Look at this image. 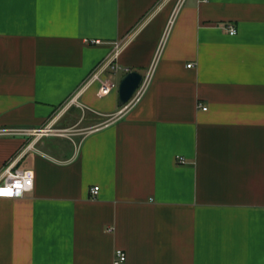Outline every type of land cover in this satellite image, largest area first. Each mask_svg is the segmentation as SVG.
Here are the masks:
<instances>
[{
    "label": "crops",
    "instance_id": "obj_1",
    "mask_svg": "<svg viewBox=\"0 0 264 264\" xmlns=\"http://www.w3.org/2000/svg\"><path fill=\"white\" fill-rule=\"evenodd\" d=\"M177 2L0 0V131L104 123L26 152L0 133V172L34 173L0 198V264H264V0ZM132 71L147 88L118 116Z\"/></svg>",
    "mask_w": 264,
    "mask_h": 264
},
{
    "label": "built area",
    "instance_id": "obj_2",
    "mask_svg": "<svg viewBox=\"0 0 264 264\" xmlns=\"http://www.w3.org/2000/svg\"><path fill=\"white\" fill-rule=\"evenodd\" d=\"M182 0H178L177 3L181 2ZM224 30L228 33L230 36H235L237 34L236 28L233 26H224ZM91 45H98V41H90ZM122 45L120 43L114 44V54L111 60L107 63V66L110 70L116 71L118 69V66L114 63ZM190 67V66H187ZM103 69L98 68L95 72H93L88 80V84L99 82L100 86L97 91V97L102 98L106 95H108L112 90L116 88V85L111 82L108 78H105L102 76ZM148 79L144 78L142 80V83L138 87V89L135 91L131 99L128 101V103L120 108L118 112V116L124 114L127 112L131 107H133L139 99L144 94L146 88H147ZM75 101V98L70 100L68 105H72ZM197 107L201 108V110L205 111L206 107L201 106L200 104L197 105ZM56 119V118H55ZM50 121L49 124L46 126L39 128V129H10V130H4L0 131V133L8 134V135H21V136H28L32 137V141L26 146L24 152L29 150L33 144V142L42 136H64L68 129H60L57 128L54 121ZM17 160H11L8 163L4 165L0 172V198H17L22 196L24 193L29 192L33 189L34 186V173L32 170L28 169H18L16 168ZM177 163L182 164L184 163L183 158H178ZM98 187L95 186L90 189V197L94 198L98 193ZM10 193V194H9ZM126 261V255L121 250H115L114 257L112 264H123Z\"/></svg>",
    "mask_w": 264,
    "mask_h": 264
},
{
    "label": "water",
    "instance_id": "obj_3",
    "mask_svg": "<svg viewBox=\"0 0 264 264\" xmlns=\"http://www.w3.org/2000/svg\"><path fill=\"white\" fill-rule=\"evenodd\" d=\"M143 76L138 72H127L121 77L117 86V104L125 106L142 83Z\"/></svg>",
    "mask_w": 264,
    "mask_h": 264
},
{
    "label": "rangeland",
    "instance_id": "obj_4",
    "mask_svg": "<svg viewBox=\"0 0 264 264\" xmlns=\"http://www.w3.org/2000/svg\"><path fill=\"white\" fill-rule=\"evenodd\" d=\"M112 80L117 84L118 83V78L116 77H112ZM118 86V84H117ZM104 123H94L92 125L90 124H81V125H78L76 128L75 127H69L68 129V132L64 135L66 138H72V139H79L82 137V135L87 132L88 130L90 129H95V128H98L100 126H102ZM57 126V125H56ZM70 135H72L70 137Z\"/></svg>",
    "mask_w": 264,
    "mask_h": 264
},
{
    "label": "snow or ice",
    "instance_id": "obj_5",
    "mask_svg": "<svg viewBox=\"0 0 264 264\" xmlns=\"http://www.w3.org/2000/svg\"><path fill=\"white\" fill-rule=\"evenodd\" d=\"M10 194V193H9Z\"/></svg>",
    "mask_w": 264,
    "mask_h": 264
}]
</instances>
